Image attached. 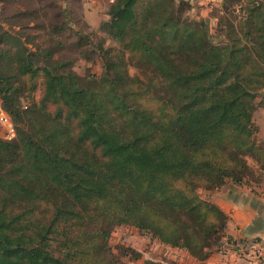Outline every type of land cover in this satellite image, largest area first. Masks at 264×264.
<instances>
[{
	"label": "trees",
	"instance_id": "16d2710c",
	"mask_svg": "<svg viewBox=\"0 0 264 264\" xmlns=\"http://www.w3.org/2000/svg\"><path fill=\"white\" fill-rule=\"evenodd\" d=\"M229 1L214 45L182 0H113L98 30L116 47H99L95 89L57 73L69 63H35L37 50L0 27V108L14 130L0 138V264H129L140 254L109 244L119 226L199 261L249 242L228 236V217L199 195L264 180L252 175H264L253 122L264 4ZM125 52L153 79L131 76Z\"/></svg>",
	"mask_w": 264,
	"mask_h": 264
},
{
	"label": "rangeland",
	"instance_id": "374dc122",
	"mask_svg": "<svg viewBox=\"0 0 264 264\" xmlns=\"http://www.w3.org/2000/svg\"><path fill=\"white\" fill-rule=\"evenodd\" d=\"M112 1L0 0V27L18 33L23 40L26 39L30 43L28 48L33 46V50H37L35 63L40 65L45 63L50 68L58 63H69L68 67L59 69L57 73L72 72L78 77L82 88L90 84V88L95 89L96 86L92 82L100 77L104 70L103 53L99 47H116L105 33L98 30L100 23L108 20L107 13ZM258 1L264 4V0ZM182 2L189 6L186 16L205 27L212 44L217 45L224 41L217 31L215 18L219 16L217 10L224 2L230 4V8L236 3L229 0H182ZM49 48H53L55 54L52 59L46 60L42 50ZM124 59L131 76H137L144 82L148 81L147 76L153 79L149 72L138 69L126 52ZM40 95L41 91L38 87L32 93L31 99L39 102ZM28 100L24 97L22 105H27ZM44 104L49 112H53L56 108V104L52 102L47 101ZM149 106L152 110L155 108V105L149 104ZM1 114L5 113L0 108V116ZM6 137L7 132L0 124V138L7 140ZM248 162L254 168L253 162L250 160ZM252 175L255 179H264V175L258 171L253 172ZM200 195L202 196L201 192ZM134 235L137 236V232L128 226L116 227L111 232L109 244L113 247L129 246L127 243L130 240H127ZM142 238L144 240V236Z\"/></svg>",
	"mask_w": 264,
	"mask_h": 264
},
{
	"label": "crops",
	"instance_id": "0c3cea01",
	"mask_svg": "<svg viewBox=\"0 0 264 264\" xmlns=\"http://www.w3.org/2000/svg\"><path fill=\"white\" fill-rule=\"evenodd\" d=\"M256 102L259 104L253 114L256 139L264 142V91ZM200 192L202 199L217 206L228 217L225 233L233 240L264 242V181L242 186L228 181L217 190ZM127 241L141 256L129 264H247L230 248L225 252L214 251L206 260L199 261L188 252L161 245L147 235L137 233ZM221 246H226L224 241Z\"/></svg>",
	"mask_w": 264,
	"mask_h": 264
},
{
	"label": "built area",
	"instance_id": "2783aa9c",
	"mask_svg": "<svg viewBox=\"0 0 264 264\" xmlns=\"http://www.w3.org/2000/svg\"><path fill=\"white\" fill-rule=\"evenodd\" d=\"M0 124L7 132V140L13 138V127L5 114L0 116ZM247 264H264V242H248L244 247L235 251Z\"/></svg>",
	"mask_w": 264,
	"mask_h": 264
}]
</instances>
